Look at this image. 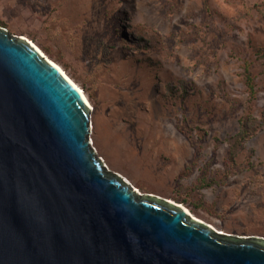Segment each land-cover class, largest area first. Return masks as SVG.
<instances>
[{
  "label": "rangeland",
  "instance_id": "rangeland-1",
  "mask_svg": "<svg viewBox=\"0 0 264 264\" xmlns=\"http://www.w3.org/2000/svg\"><path fill=\"white\" fill-rule=\"evenodd\" d=\"M1 25L84 90L110 171L220 232L264 237V124L234 143L247 113L264 123V0H0Z\"/></svg>",
  "mask_w": 264,
  "mask_h": 264
},
{
  "label": "water",
  "instance_id": "water-1",
  "mask_svg": "<svg viewBox=\"0 0 264 264\" xmlns=\"http://www.w3.org/2000/svg\"><path fill=\"white\" fill-rule=\"evenodd\" d=\"M91 112L55 63L0 26V264H264V237L220 232L110 171Z\"/></svg>",
  "mask_w": 264,
  "mask_h": 264
},
{
  "label": "trees",
  "instance_id": "trees-1",
  "mask_svg": "<svg viewBox=\"0 0 264 264\" xmlns=\"http://www.w3.org/2000/svg\"><path fill=\"white\" fill-rule=\"evenodd\" d=\"M245 76H246L247 85L249 87V94H250L249 101L250 103H252L256 97V87L254 83V77L252 75L249 65H246L245 67ZM251 108L252 107H250L249 109L251 110ZM263 124H264L263 120L253 116L250 111L240 119V131L238 135L235 137L234 143L238 147L243 146V144L249 138L254 136L259 131V129L263 126Z\"/></svg>",
  "mask_w": 264,
  "mask_h": 264
},
{
  "label": "bare ground",
  "instance_id": "bare-ground-1",
  "mask_svg": "<svg viewBox=\"0 0 264 264\" xmlns=\"http://www.w3.org/2000/svg\"><path fill=\"white\" fill-rule=\"evenodd\" d=\"M35 45V44H34ZM36 46V45H35ZM37 47V46H36ZM40 51L41 49L38 48ZM42 52V51H41ZM43 53V52H42ZM48 58V57H47ZM52 61V60H51ZM53 63H55L62 71L63 73L79 88V90L81 91V93L83 94V96L85 97L86 101L88 102V104L91 106V103L88 100L87 95L85 94L84 90L67 74V72H65V70L56 62L52 61ZM188 210V209H187ZM189 211V210H188Z\"/></svg>",
  "mask_w": 264,
  "mask_h": 264
}]
</instances>
